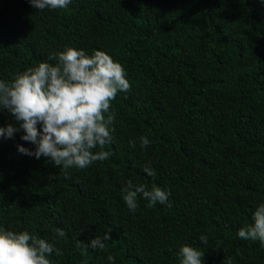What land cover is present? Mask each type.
Masks as SVG:
<instances>
[{
  "label": "trees",
  "instance_id": "trees-1",
  "mask_svg": "<svg viewBox=\"0 0 264 264\" xmlns=\"http://www.w3.org/2000/svg\"><path fill=\"white\" fill-rule=\"evenodd\" d=\"M0 264H264V0H0Z\"/></svg>",
  "mask_w": 264,
  "mask_h": 264
}]
</instances>
